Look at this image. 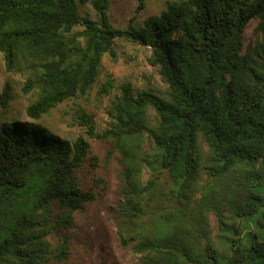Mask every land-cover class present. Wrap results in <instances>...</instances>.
<instances>
[{"label": "trees", "instance_id": "16d2710c", "mask_svg": "<svg viewBox=\"0 0 264 264\" xmlns=\"http://www.w3.org/2000/svg\"><path fill=\"white\" fill-rule=\"evenodd\" d=\"M137 2L140 12L146 0ZM92 4L99 20L83 15L79 0H0L6 69L28 71L22 89L35 94L27 116L40 119L87 93L105 54L117 56L116 38L149 46V60L167 86L161 91L122 83L110 126L97 130L93 115L82 111L85 134L71 142L42 122L9 118L12 89L5 83L0 264H46L47 235L73 226L74 213L97 198L94 187L83 188L76 174L91 150L88 137L111 142L108 158L121 154L113 219L121 245L140 264H220L203 225L202 203L200 226L192 221L197 192L219 195L230 205L232 221L220 218L222 228L234 232L228 264H264V240L249 244L241 236L251 220L264 228V0H172L141 23L131 18L126 28L111 21L109 0ZM252 19H258V36L245 48ZM114 86L112 78L104 84L106 91ZM90 158L96 166L97 155ZM205 176L209 187L201 184ZM62 240L63 254L68 246Z\"/></svg>", "mask_w": 264, "mask_h": 264}, {"label": "rangeland", "instance_id": "374dc122", "mask_svg": "<svg viewBox=\"0 0 264 264\" xmlns=\"http://www.w3.org/2000/svg\"><path fill=\"white\" fill-rule=\"evenodd\" d=\"M168 1L172 0H146V7L137 12V0H109L108 13L115 25L126 28L131 18L134 17L136 23H141L149 15L158 14L163 10ZM79 4L83 15L100 19L99 11L92 4V0H79ZM257 23L258 19H252L245 29V48L254 44L258 36ZM82 28V25L77 27V29ZM115 47L117 56L113 58L105 54L99 78L87 93L66 100L40 119H32L26 113L27 105L35 97L33 92L25 93L22 89L30 73L8 71L0 51V95L7 81L10 82L12 89L7 116L15 120L42 122L62 137L75 142L79 135L85 134V126L80 124L78 117L82 111L93 115L97 130L110 126L112 120L110 109L122 83L129 82L135 89L153 87L161 91L165 90L167 83L158 72V67L149 60L151 56L149 46L127 38H116ZM109 78L113 79L115 86L106 91L104 84ZM88 140L91 145L89 156L77 169L76 174L83 188L94 187L97 198L74 213L73 226H63L62 230L61 228L52 230L47 235L46 238L51 242V246L46 264H140L138 256L121 245L113 219L114 210L120 199L121 154L115 151L108 158L111 142L93 137H88ZM150 143L145 135L144 148L149 150ZM91 155L98 157L96 166L91 163ZM148 174L149 170L145 168L144 176L147 177ZM97 177H101L102 180L95 184L94 179ZM206 177L201 184L209 187ZM201 193L197 192L194 197L196 200L191 207L192 221L200 226L197 219L202 203L206 217L205 220L201 218L203 225L211 240L216 243L220 264H228V247L234 232L222 228L224 224L221 223L220 218L226 222L232 221L230 205L223 204L219 195L202 196ZM262 193L264 194V190ZM213 204L219 205L218 212L211 208ZM246 226L241 233L245 242L250 244L254 240H264V228L256 226L253 220ZM61 237H66L68 246L67 252L63 254L60 252L63 242Z\"/></svg>", "mask_w": 264, "mask_h": 264}]
</instances>
